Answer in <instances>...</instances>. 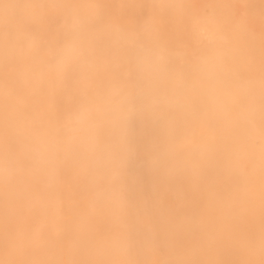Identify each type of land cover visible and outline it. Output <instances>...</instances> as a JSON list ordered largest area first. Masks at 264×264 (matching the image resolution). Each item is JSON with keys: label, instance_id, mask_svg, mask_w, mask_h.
Segmentation results:
<instances>
[{"label": "clouds", "instance_id": "clouds-1", "mask_svg": "<svg viewBox=\"0 0 264 264\" xmlns=\"http://www.w3.org/2000/svg\"><path fill=\"white\" fill-rule=\"evenodd\" d=\"M0 264H264V0H0Z\"/></svg>", "mask_w": 264, "mask_h": 264}, {"label": "bare ground", "instance_id": "bare-ground-1", "mask_svg": "<svg viewBox=\"0 0 264 264\" xmlns=\"http://www.w3.org/2000/svg\"><path fill=\"white\" fill-rule=\"evenodd\" d=\"M137 142H138V143H142V133H140L139 131H138V135H137ZM142 179H143V182H144L145 184H148V183L151 182V178L148 177L147 175H144V176L142 177ZM69 184L71 185V180H69ZM230 192H231V187H230V186H225V188L222 189L221 194H222L224 197H227V196L230 194ZM60 247H61L60 242H59V241H55V250H56V251H59Z\"/></svg>", "mask_w": 264, "mask_h": 264}]
</instances>
